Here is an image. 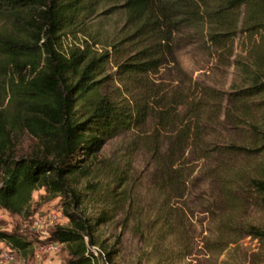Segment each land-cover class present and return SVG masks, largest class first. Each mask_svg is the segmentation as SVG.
<instances>
[{
	"label": "trees",
	"instance_id": "16d2710c",
	"mask_svg": "<svg viewBox=\"0 0 264 264\" xmlns=\"http://www.w3.org/2000/svg\"><path fill=\"white\" fill-rule=\"evenodd\" d=\"M105 5H115L112 10L125 18V35L110 46L112 51L96 54L87 46L63 45V37L86 28L85 21ZM240 37L247 44V61L231 62ZM182 39L200 41L219 52L216 58L225 66L240 67L245 86L226 95L193 80L176 57ZM112 61L116 71L103 76ZM171 66L181 77L165 85L162 75ZM108 80L119 85L102 91ZM1 94L11 109L9 120L0 115V208L20 215L35 190L62 193L69 226L56 228L52 236L68 248L65 264H98L93 228L112 220L118 203L126 202L131 163L124 161V171L119 165L107 168L112 181L106 186H89L93 199L108 200L94 225L73 211L82 200L69 179L89 176L88 160L106 141L125 133H133L135 148L148 156L152 201L146 208L129 205L123 226L131 223L159 264L197 255L190 236L195 215L187 198L191 187L203 184L193 176L199 165V177L224 195L215 202L221 214L212 221L214 230L201 238L200 251L216 263L249 237L259 245V253L250 257L264 252V230L238 217L252 201L264 207V178L247 176L239 162L242 155L264 150V131L255 122L264 110V0H0ZM248 99H256L254 108L247 106ZM230 103L241 115H232ZM21 114L48 154L16 157L9 149L10 128ZM224 123L245 125L249 145L222 144L216 126ZM200 206L201 214L211 213L209 206ZM0 243L17 252L32 246L5 231Z\"/></svg>",
	"mask_w": 264,
	"mask_h": 264
},
{
	"label": "rangeland",
	"instance_id": "374dc122",
	"mask_svg": "<svg viewBox=\"0 0 264 264\" xmlns=\"http://www.w3.org/2000/svg\"><path fill=\"white\" fill-rule=\"evenodd\" d=\"M115 6V5H114ZM112 5L101 6V8L88 20L85 21L83 30H75L72 34L63 37V45L79 47L83 50L86 46L96 54L102 53L106 48L112 51L111 45L116 44L125 35L122 27L124 25V14L120 10L114 9ZM107 46V47H106ZM247 44L243 38H236L234 41L233 56L230 61H247ZM219 52L203 48L200 41L188 42L182 39L176 51V57L180 67L193 80L201 82L211 88L226 95H232L245 86V78L241 74V68L234 65L225 66L216 58ZM239 65V64H238ZM173 69L164 72V84L170 80H178L179 74ZM170 67V68H171ZM115 62H110L106 66L103 76L113 75L116 71ZM161 72V73H162ZM181 77V76H180ZM157 79V78H156ZM111 82V84H110ZM108 85H119L118 82L108 80L102 91L111 87ZM247 106L254 108L256 99H248ZM237 104L230 103L228 110L234 116L241 115ZM11 105L6 95H0V115H4L3 121L9 120L8 113ZM25 116L20 115L18 120L12 123L8 139V147L16 157H31L35 155L48 154L45 149V142L33 137L25 126ZM227 122H231L229 119ZM255 122L264 131V110L255 117ZM245 125L239 127L228 125L216 126V132L222 144L238 143L249 145L245 139ZM133 133H125L105 142L102 148L94 157L88 160L90 165L89 176L77 175L70 177L69 187L81 196L82 203L73 211L82 215L85 219H90L92 225L98 215L107 208L108 200L94 198L89 186L110 183L112 177L107 172V168L119 165L121 171L126 168L124 161L130 160L128 167V181L124 185L127 187L128 197L126 202L115 204L116 211L112 220L94 227L93 238L96 242L94 255L98 264H159L155 258V253L149 247L143 245L139 236L135 233L131 223L123 226L124 217L129 205L135 207H147L152 201V193L149 185V174L151 166L148 156L144 151L136 149L133 141ZM241 168L247 176H258L264 178V150L255 156L247 158L245 155L239 159ZM82 164V163H80ZM199 165L193 176H197L203 184L201 188L191 187L187 201L194 212V225L191 228L190 236L196 245L194 253L190 259L183 260L177 264H221L226 260V264H264V252L253 258L251 254L259 253L257 241L249 237L244 238L239 248H232L225 251L217 259L209 255H204L200 251V240L207 235L208 229L214 230L213 220H216L221 213L217 209L215 202L223 201L224 195L213 189L200 176ZM124 171V170H123ZM197 174V175H196ZM86 193L91 195L85 196ZM108 199V198H106ZM204 201V202H203ZM67 199L62 193L54 194L45 191L43 188L35 190L27 209L20 215L10 214L0 208V231L6 233H16L32 243L30 250L25 252L12 251L4 243H0V264H65L70 258L68 248L65 244L54 240L52 233L58 227H68L69 222L65 216V203ZM139 203V204H137ZM204 203L210 207L211 213L201 214L200 204ZM140 205V206H137ZM212 205V206H210ZM206 215V216H204ZM246 223H250L264 230V207L257 201L248 203L241 215L238 217ZM131 222V221H130ZM50 248V249H49ZM109 253V258L106 254Z\"/></svg>",
	"mask_w": 264,
	"mask_h": 264
},
{
	"label": "built area",
	"instance_id": "2783aa9c",
	"mask_svg": "<svg viewBox=\"0 0 264 264\" xmlns=\"http://www.w3.org/2000/svg\"><path fill=\"white\" fill-rule=\"evenodd\" d=\"M50 249V248H49ZM94 250V247L92 248ZM94 252V251H93ZM95 253V252H94ZM96 254V253H95Z\"/></svg>",
	"mask_w": 264,
	"mask_h": 264
}]
</instances>
